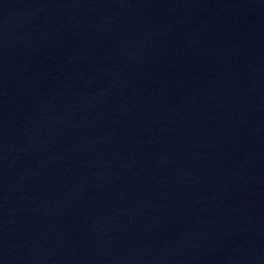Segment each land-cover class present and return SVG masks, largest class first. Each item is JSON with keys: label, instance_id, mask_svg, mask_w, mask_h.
<instances>
[{"label": "water", "instance_id": "water-1", "mask_svg": "<svg viewBox=\"0 0 264 264\" xmlns=\"http://www.w3.org/2000/svg\"><path fill=\"white\" fill-rule=\"evenodd\" d=\"M0 264H264V0L1 29Z\"/></svg>", "mask_w": 264, "mask_h": 264}]
</instances>
